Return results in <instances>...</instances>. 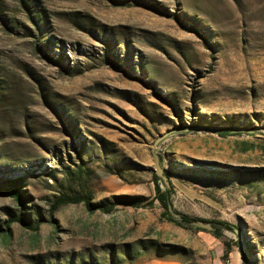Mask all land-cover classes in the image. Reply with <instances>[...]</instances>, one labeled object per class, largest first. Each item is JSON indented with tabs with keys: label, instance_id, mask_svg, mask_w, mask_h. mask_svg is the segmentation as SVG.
Listing matches in <instances>:
<instances>
[{
	"label": "rangeland",
	"instance_id": "obj_1",
	"mask_svg": "<svg viewBox=\"0 0 264 264\" xmlns=\"http://www.w3.org/2000/svg\"><path fill=\"white\" fill-rule=\"evenodd\" d=\"M154 148L176 210L264 264V0H0V185L24 195L0 224L37 225L0 234V264H214L223 239L154 200ZM87 194L140 204L52 208Z\"/></svg>",
	"mask_w": 264,
	"mask_h": 264
},
{
	"label": "trees",
	"instance_id": "obj_2",
	"mask_svg": "<svg viewBox=\"0 0 264 264\" xmlns=\"http://www.w3.org/2000/svg\"><path fill=\"white\" fill-rule=\"evenodd\" d=\"M28 7V4L26 5ZM229 132V131H228ZM82 172V168L80 169V171H78V174ZM70 174H73L72 172H70ZM154 181H155V191H156V195H155V199L157 200L161 207L164 209L163 212V216L164 218H166L167 220L176 223L179 226H182L184 228L187 229H193L196 228L194 226L190 225V222L192 220H195L196 218H192L187 214H182V219H177L176 217H174L168 210L169 205L172 203V193H173V189L171 188H162L161 187V182L162 179L155 175L154 176ZM0 194H4L7 196H11L14 197L16 200L19 201V203L23 204L24 202V195L22 194L21 190L19 189L18 186L12 187L11 189H6L5 191L2 189V186L0 185ZM153 200V202H154ZM84 202L88 209L91 211L94 210H100L103 212H112L117 206L119 205H127V206H137V202L131 201V200H118L115 202H108V200H102L100 202H93L92 201V196L87 194V195H82V196H62L60 197L52 206L53 209H57L59 206L61 205H65V204H69V203H81ZM24 213H21L20 215H18L17 217H13L10 220H8L6 222V224L2 225L0 224V234H7L10 232V225L13 222H19L21 223L23 226L27 227V228H33L36 229L37 225H34L33 222L29 219H26L23 216ZM206 222H213V221H209V220H205ZM215 225V230L214 231H209L211 232L215 237L219 238V239H223V232L222 230L217 227V223L213 222ZM221 227L225 228V229H231V225L227 222H220L218 223ZM198 230H202L199 228H196ZM223 243L225 245L226 248V253L224 255V259H227L228 257V252L231 250L233 244L235 243L233 240H224L223 239ZM141 247L143 250H149V249H154L155 251H159L162 252V245L158 242L155 241H148V242H144L141 243ZM169 250L171 251H181L183 250L182 248L176 247V246H169ZM129 254V258L131 260H136L137 255H134V253H128ZM69 264H72L71 262ZM91 264V263H89Z\"/></svg>",
	"mask_w": 264,
	"mask_h": 264
},
{
	"label": "water",
	"instance_id": "obj_3",
	"mask_svg": "<svg viewBox=\"0 0 264 264\" xmlns=\"http://www.w3.org/2000/svg\"><path fill=\"white\" fill-rule=\"evenodd\" d=\"M165 136V135H164ZM164 136H161L158 140H156L155 144L156 146L159 144L161 139H163ZM153 158H154V172L156 173L157 176H159L164 184L166 185L167 188H170V180L169 177L166 173L165 167L162 165L161 162V157L159 153L157 152V149H153ZM169 212L176 217L177 219H182V214L178 212L171 203L168 207ZM191 226H194L199 229H203L206 231H214L215 230V225L213 222H206L204 219H195L190 222ZM236 234H237V241L239 244V248L245 255L246 259V264H256L257 259H256V249L253 247L252 243L250 242L251 240L248 238L246 234V230L244 228L239 229L237 227L234 228Z\"/></svg>",
	"mask_w": 264,
	"mask_h": 264
},
{
	"label": "crops",
	"instance_id": "obj_4",
	"mask_svg": "<svg viewBox=\"0 0 264 264\" xmlns=\"http://www.w3.org/2000/svg\"><path fill=\"white\" fill-rule=\"evenodd\" d=\"M226 248L223 242L220 240V245L216 253H214V264H245V255L238 247L233 244L231 250L228 252L227 259H224ZM173 260H161L157 264H176Z\"/></svg>",
	"mask_w": 264,
	"mask_h": 264
}]
</instances>
